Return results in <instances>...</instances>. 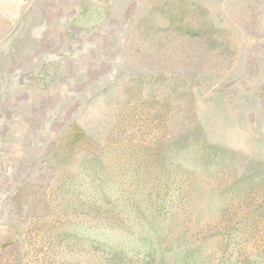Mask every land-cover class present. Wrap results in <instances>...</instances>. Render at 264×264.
Returning <instances> with one entry per match:
<instances>
[{
    "label": "rangeland",
    "instance_id": "1",
    "mask_svg": "<svg viewBox=\"0 0 264 264\" xmlns=\"http://www.w3.org/2000/svg\"><path fill=\"white\" fill-rule=\"evenodd\" d=\"M0 264H264V0H0Z\"/></svg>",
    "mask_w": 264,
    "mask_h": 264
}]
</instances>
